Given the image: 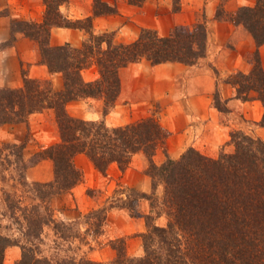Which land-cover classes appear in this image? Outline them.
Segmentation results:
<instances>
[{
  "label": "trees",
  "instance_id": "1",
  "mask_svg": "<svg viewBox=\"0 0 264 264\" xmlns=\"http://www.w3.org/2000/svg\"><path fill=\"white\" fill-rule=\"evenodd\" d=\"M68 1L45 0L47 11L43 22L19 21L13 25L14 30L37 41L43 63L51 72L63 74L64 89L55 91L51 81L30 77L24 79L22 87L0 88V126L26 123L32 114L54 109L60 142L38 152L30 163L23 161L21 174L27 184L26 170L45 160L53 162V181L31 183V190L37 193L41 203L73 190L83 181V172L75 162L77 155L85 154L106 175L112 163L125 171L133 155L143 152L149 160L147 174L153 179V193L132 189L135 194L122 206L133 217L146 219L148 230L141 235L143 253L129 255L126 239L121 238L112 241L117 256L109 263L43 255L38 244L45 226L55 224L56 230L60 226L49 208L46 210L50 214H40L39 207H34L33 212L25 214V243L0 233V264L5 263L6 251L11 246L22 249L21 258L15 264H264V140L234 132V153L212 158L190 148L179 159L168 157L162 165H157L154 156L159 149L166 148L170 136L157 117L109 128L104 122L73 117L67 110L72 101L101 98L108 112L121 91L120 71L140 60L146 59L155 65L197 63L207 51L206 23H198L193 28L177 26L168 37L144 29L136 41L128 44H114L101 36L97 50L90 42L81 49L68 44L52 46L53 27L91 30L92 19L86 20L87 26H80L81 21L72 22L62 14L61 6ZM126 1L141 7L147 0ZM181 2L174 0V10H180ZM118 12L117 4L95 0V15ZM230 19L243 25L257 44H264V0H256L252 7L240 8ZM104 42L108 43L106 48ZM93 63L99 67L100 78L86 82L82 72ZM233 82L238 86L239 95L247 99V93L253 90L264 104V69L259 58L250 75L237 74ZM160 185L164 186V194L158 204ZM145 199L151 202L153 211L146 216L138 207ZM155 208L159 209L156 213ZM163 214L169 218L166 226L155 222ZM62 225L67 226L65 222ZM62 237L78 238L64 234Z\"/></svg>",
  "mask_w": 264,
  "mask_h": 264
},
{
  "label": "crops",
  "instance_id": "2",
  "mask_svg": "<svg viewBox=\"0 0 264 264\" xmlns=\"http://www.w3.org/2000/svg\"><path fill=\"white\" fill-rule=\"evenodd\" d=\"M104 1L117 4L119 12L97 16L95 0H69L63 4L61 12L67 19L76 22L90 18L92 28L53 27L51 45L68 44L81 49L92 35L105 34L113 35L114 44H128L136 41L144 29L168 37L177 26L193 28L198 23H206V55L193 65L182 62L155 65L146 59L132 63L120 71L121 91L109 113L104 114L99 109L103 103L101 100L87 98L70 102L67 105L70 115L88 121H104L110 127L156 116L170 133L166 148L159 149L154 156L158 165L168 157L179 159L190 148L216 158L231 146L232 134L236 130L264 140L263 102L253 90L247 94V99L242 97L233 82L237 74L250 75L257 58L264 69V44H257L243 25L230 19L240 8L254 6L255 0H182L178 11L174 10V0H147L141 7L126 0ZM46 10L43 0H0V45L4 46L0 51V87L19 88L24 77H30L51 81L55 91L64 89L63 74L51 72L43 63L37 41L13 27L19 21L43 22ZM219 11H222V17H219ZM107 46L108 43L104 42L103 47ZM82 74L86 82L100 78L96 63L84 69ZM45 117L49 121L40 125L47 128L42 133L37 132L42 149L60 140L52 108L32 114L31 127L36 128L35 119ZM28 129L27 123L3 126L0 128L3 142L25 141ZM75 159L84 179L71 192L60 195L64 207L60 216L64 220H75L74 214L103 206L118 182L142 192L152 190L151 179L146 174L149 160L143 152L133 155L125 171L117 163H112L106 175L99 172L85 154H79ZM43 163L49 170L40 171L42 164L34 167L33 179L50 182L54 179L53 165L49 160ZM101 190L104 193L100 200L89 193ZM108 212L115 234L112 239L146 230L140 221L142 217L131 218L117 213L115 208ZM138 252V247H129L130 255ZM99 253L103 260L115 256L110 247ZM21 255L19 246L9 247L5 264H14Z\"/></svg>",
  "mask_w": 264,
  "mask_h": 264
},
{
  "label": "rangeland",
  "instance_id": "3",
  "mask_svg": "<svg viewBox=\"0 0 264 264\" xmlns=\"http://www.w3.org/2000/svg\"><path fill=\"white\" fill-rule=\"evenodd\" d=\"M43 1L45 3V0ZM255 4H256V0H255ZM81 22L82 23L78 25L80 26L88 25L86 20L81 21ZM91 28H92V23H91ZM99 37L101 36L92 35L88 41L90 42L91 45L94 46L95 50H97V47H98L97 41ZM102 38L105 39L106 41H112L113 35L105 34L102 36ZM3 48L4 46L0 45V51ZM24 73H26V71H23V74ZM25 78L26 77H24V79ZM23 85H24V81H23ZM0 88H3V87H0ZM95 99L101 100L103 102L102 105H99L100 106L99 109L101 110V112H103L104 114H107L110 112L111 109L108 112H106V103L103 99L101 98H95ZM45 118H43L42 120L41 118H39V120L35 119L34 122L37 123V126L33 130V128L30 125L31 121L29 117L28 121L26 122L27 124H29L28 135H27L26 140L23 142H15V143L14 142L13 143L3 142V131H0V233L3 236L10 237L12 240H19L22 243H25L26 239L24 237V231L27 226V222L25 220V214L33 212L32 210L34 207H39L40 214H43L44 212L46 214H50L49 210H51L53 217L57 220L56 224L60 226L58 228L59 230L55 229L56 227L55 224L45 226L43 233H42V241L39 242L38 244L40 246V249L43 255H48L50 257H55V258H64V257H76L78 259L88 258L95 262L109 263L113 261L117 256L116 250H114V248L112 247V241L125 238L127 242L128 253H129V247H138L139 252L131 256H141L143 253V241H142L143 239L141 235L143 233H146L148 230L145 217H142V218L140 217L141 218L140 221H142L146 226V230L144 232H141L135 235L133 234L127 235L124 237H116L115 239H112V236L115 234L112 229L113 228L112 223L108 219L109 217L108 211L114 208L117 213L126 215L131 218H135L132 216L133 213L130 210L126 208H122V206L125 204L124 202L128 201V198L130 196H133L132 194H135L132 191V189L137 190L136 188H131L124 184H120L118 182V184L113 189L111 196L108 198L107 202L103 206L95 208L86 213L78 212L77 214L73 215L76 218L75 220H66V219L64 220L60 216V212L64 209L62 205L61 197H60V195L62 194L53 197L50 201H43L41 203L37 199V193L31 190L32 188L31 183L33 182L47 183V182L37 181L33 179L34 171H32V169L36 166L31 167L28 170H26L25 176L27 178L26 179L27 184H24L25 181L21 179L23 161L26 163H30L38 152L46 149V148H43V149L41 148L42 144L39 141L38 139L39 137L37 135L39 131L42 133V131L47 128V127L45 128L43 125H40L45 120L49 121V118L47 117ZM77 118H80V117H77ZM80 119H83V118H80ZM55 120H56L57 129L59 132L56 114H55ZM98 122H104V121H98ZM5 125H12V124H5ZM5 125L0 126V128H3V126ZM108 127L115 128V127H110V126ZM234 132H243V131L236 130ZM59 135H60V132H59ZM60 140L56 143H59ZM56 143L50 144L48 147ZM230 145L231 146L229 148H225L224 150H222L216 158H219L221 155L226 154V153H229V154L234 153L236 150V146L234 142L232 141V138H231ZM75 162H76V159H75ZM51 163L53 165V170H54V164L52 161ZM163 163L159 165H162ZM40 164H42V167L39 169L40 171L46 172L49 170L47 165H43L44 164L43 162H41ZM147 170H146V174H147ZM148 177L151 179L152 190L148 193L147 192H144V193L152 194L153 193V179L149 175ZM139 192H142V191H139ZM65 193H68V192H65ZM89 193L92 196H94L97 200L103 199V193H104L103 190H101L100 192L90 191ZM163 194H164V186L160 185L158 186V189H157V197H158L157 203L158 204L161 203ZM138 207L142 215L146 216L150 214L151 212H153L152 207H151V202L147 199L142 200L140 204H138ZM46 208H49V210L47 211ZM102 209H107V212L102 211ZM158 211L159 209L155 208V213ZM62 222H65L67 226L63 227ZM155 222L156 224L160 226H166L169 223V218L166 214H163L159 218H156ZM62 228L64 230L60 231V229ZM63 234L67 236L77 235L78 238L66 239L62 237ZM106 247H110L115 252L114 253L115 256L110 260H103L101 257L102 255H100L99 253V251H101L102 249H105ZM95 251H98V252H95Z\"/></svg>",
  "mask_w": 264,
  "mask_h": 264
}]
</instances>
